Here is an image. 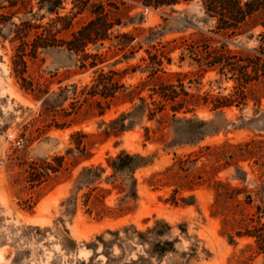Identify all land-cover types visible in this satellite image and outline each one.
Segmentation results:
<instances>
[{
	"label": "rangeland",
	"instance_id": "rangeland-1",
	"mask_svg": "<svg viewBox=\"0 0 264 264\" xmlns=\"http://www.w3.org/2000/svg\"><path fill=\"white\" fill-rule=\"evenodd\" d=\"M75 1L66 0L60 14H74ZM92 2L121 19L125 26L115 31L135 38L128 60L121 53L114 56L110 43L100 52H108L105 72L121 73V83L129 91L139 87V95L133 102L121 98L103 116L93 106L83 105L65 127L57 129L54 122L62 119L44 116L41 102L20 87L13 71L16 44L10 37L0 38V264H264L255 240L244 236L258 222L256 208H264V133L241 126L242 119L264 111V84L251 87L253 96L245 106L214 110L201 98L225 97L232 93L234 82L216 70H200L187 57L188 45L204 42L212 48L225 46L233 54L260 56L264 0L254 17L229 37H222L216 21L205 17L201 0L157 10L132 0ZM35 3L26 10L33 7L32 13H37ZM43 15L39 12L36 20ZM89 18L88 13L77 16L74 29ZM19 19L30 20L31 15L21 11L13 22ZM52 19L45 16L38 23L46 25ZM93 49L89 46L88 52ZM146 51L171 60L167 65L163 59L166 75L149 77ZM92 72L80 69V56L54 48L28 62L25 77L50 92L69 88L63 108L70 112L69 104L81 100L79 92L91 85ZM176 74L185 76L181 80L198 97L193 100L197 104L188 107L190 113L182 110L177 120L171 119L168 109L151 116V102L157 99H149L151 89L159 81L176 85ZM72 85L77 87L75 96ZM137 98L145 100L146 108L125 122H133V129L106 136L111 121L140 106ZM161 116L167 117L165 123H160ZM75 133L86 136L82 142L90 159L80 158L76 150L80 137L71 138ZM9 134L23 136L24 147L12 150ZM68 150L73 153L67 155ZM121 152L149 157L152 164L134 174V201L101 186L110 191L103 202L111 213L100 218L87 211L83 198L87 190L76 193L74 183L83 168H106V161ZM58 157L64 158L61 170L33 184L34 170L46 164L56 167ZM109 175L107 169L102 178ZM165 243L171 244L169 251L158 254L155 245Z\"/></svg>",
	"mask_w": 264,
	"mask_h": 264
},
{
	"label": "trees",
	"instance_id": "trees-1",
	"mask_svg": "<svg viewBox=\"0 0 264 264\" xmlns=\"http://www.w3.org/2000/svg\"><path fill=\"white\" fill-rule=\"evenodd\" d=\"M32 1H36L35 7L37 13H32L33 7L27 9ZM66 0H0V38L6 40L10 37V43L16 44L15 54L13 57V71L21 80L20 87L23 91L31 94L35 101L41 102L42 114L46 117H55L62 119L61 123L54 122L57 129H61L67 125L68 119L78 111L83 105L93 106L99 116H103L111 106L118 100L128 99L133 102L135 97H138L139 87L129 91L121 83V73L109 70L105 72L104 65L107 62L108 52L101 53L105 43H110V48H113L114 56L122 54L123 60H128L129 56L133 55L135 47L133 43L135 38L129 33H119L115 31L116 27L125 26L121 19L112 11L106 9L101 3H93L92 0H76L72 10H76L74 14L61 15L63 4ZM143 8L160 9L170 8L180 4H189L193 0H132ZM202 8L205 17L208 20L216 21V30L221 33L222 37L235 35L240 31L249 20L260 9V0H201ZM115 11L116 6H109ZM21 11L24 15H31V19H19L18 23L13 22L15 16ZM44 12L38 20L37 14ZM88 13L90 18L80 27L74 29V19ZM45 16H54L46 25H41V21ZM7 31V35L3 32ZM94 49L88 52V47ZM54 48H64L67 52L80 56V69L92 70L93 79L89 87H84L79 92L81 100L69 104L71 109L68 112L63 108L68 101L67 94L69 88L64 87L58 92H50L43 85L34 84L28 80L27 74L28 62L37 59L38 55L46 50ZM187 57L197 65L200 70H216L220 76L230 75V80L234 82L232 93L225 97H209L205 95L201 99L204 103L210 102L214 110L245 106V102L250 94L251 87L258 84H264V51L260 52V56H242L231 53L225 46L212 48L206 42L199 46L198 43L188 45ZM149 63L146 70L149 72V77H158V73L166 75L163 70V59L167 65H170L171 60L163 53L151 54L146 51ZM185 59L181 55L180 62ZM118 62H114L111 66H115ZM110 68V67H108ZM172 76V75H171ZM176 85L170 81H159L152 89L149 99L152 100L149 109L151 116L159 113L163 114L167 109L170 111L171 119L177 120V114L185 110L184 114L190 113L188 107L197 104L193 101L195 95L188 92L181 80L180 74H176ZM191 83V82H189ZM72 95H76L77 87L70 86ZM141 90V89H140ZM140 106L134 108L131 112L121 114L120 117L111 121L104 132L106 136L120 135L131 131L134 127L133 122H128L138 111L146 108V103L143 98H137ZM255 104L259 106V100L255 99ZM242 119V118H241ZM166 116H161L160 123H165ZM241 126H249L254 128L256 132L264 133V111L257 110L255 115L249 120H241ZM80 137L76 143V150L80 158L88 160L91 155L83 144L82 139L86 136L81 133H75L71 138ZM72 150L67 151V155H71ZM63 157L54 159L56 167L45 165L37 168L31 180L33 184L42 183L48 178V174L58 173L63 166ZM152 164V159L143 157L140 154H131L121 152L114 158H109L106 161V168L101 165H92L83 168L77 176L74 183V191L76 193L82 190H87L83 195L84 206L88 207V212L102 218L111 213L103 202L105 197L110 194L109 190L102 188V185L110 186L118 194L123 195V200H136V180L134 174L143 168ZM110 171V175L102 178L106 170ZM238 173L243 174L241 170ZM32 179V174H30ZM243 181V178H239ZM75 199V198H74ZM67 202H71L69 199ZM258 214V222L252 226L251 230H247L244 236L253 238L258 250L264 255V223L260 220L264 217V208L259 206L256 208ZM170 243H165L163 246L155 245V250L162 255L169 251Z\"/></svg>",
	"mask_w": 264,
	"mask_h": 264
},
{
	"label": "built area",
	"instance_id": "built-area-1",
	"mask_svg": "<svg viewBox=\"0 0 264 264\" xmlns=\"http://www.w3.org/2000/svg\"><path fill=\"white\" fill-rule=\"evenodd\" d=\"M7 141L9 143V147L12 150H20L24 147L25 145V138L23 136H16L14 134H9L7 137ZM2 163L0 162V165Z\"/></svg>",
	"mask_w": 264,
	"mask_h": 264
}]
</instances>
